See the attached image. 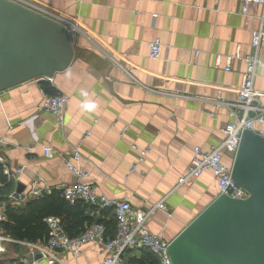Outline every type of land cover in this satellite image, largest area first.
Wrapping results in <instances>:
<instances>
[{"label":"crops","instance_id":"1","mask_svg":"<svg viewBox=\"0 0 264 264\" xmlns=\"http://www.w3.org/2000/svg\"><path fill=\"white\" fill-rule=\"evenodd\" d=\"M15 1L66 18L78 32L72 34V61L52 76V85L33 79L0 92V165L12 181L10 187L0 184L3 208H21L73 183L62 156L77 149L78 165L88 174L85 181L97 193L134 208L163 204L146 226L170 241L217 196L210 172L190 186L177 187V182L194 147L207 151L215 146L233 119L231 111L240 115L223 103L235 100L243 58L254 53L250 32L261 24V7L249 4L242 14L241 0ZM155 38L161 47L158 59L152 60L148 43ZM256 54L253 87L264 107V49ZM226 56H236L228 71ZM40 89L67 95L61 123L38 109ZM85 103L95 108L86 110ZM254 131L264 134V124H256ZM45 145L60 155L45 158ZM225 159L229 161V154ZM17 184L23 186L19 198L14 197ZM103 214L89 212L94 220L114 219L115 226L105 233L109 238L116 218L112 210ZM19 242L30 241L5 242L0 264H21L26 249ZM81 251L77 257L62 252L60 259L66 264H102L99 245L88 243ZM145 252L130 251L128 257L151 264ZM35 264L47 263L37 257Z\"/></svg>","mask_w":264,"mask_h":264},{"label":"built area","instance_id":"2","mask_svg":"<svg viewBox=\"0 0 264 264\" xmlns=\"http://www.w3.org/2000/svg\"><path fill=\"white\" fill-rule=\"evenodd\" d=\"M218 1L214 0V2ZM241 2L242 14H246L249 4H256L261 7V24L250 32V46L254 53L243 58L245 69L241 84L236 90V98L233 102L223 103L229 108L240 110V115H237L233 110L231 111L229 115L233 119L226 122L223 130L224 138L215 146L207 151L198 146L194 147L187 170L184 175L178 178L177 182V187L190 186L204 172H210L215 182L217 195H225L239 200L246 199L248 193L231 178L230 162L237 150L241 132L254 130L256 124H264V107L258 104L257 98L260 94L253 87L256 77L255 70L259 62L256 52L264 49V0H241ZM49 17L61 22L70 34L78 32L77 26L70 20L55 15ZM160 47L159 38L149 41L148 57L152 60L158 59ZM234 57L236 56H226V71L229 70L230 62ZM218 65L219 58L216 60V66ZM261 65L264 66V61L261 62ZM35 80L46 81L51 85L53 82L52 77L46 76L35 78ZM40 92L42 100L38 109L56 117L61 123L68 102L67 95L63 93L48 94L43 89H40ZM41 150L45 158L60 155L50 146H42ZM145 152H147V148L142 150V154ZM226 154H229V161L225 159ZM62 159L65 167L74 176L75 181L60 189L61 196L70 204L77 201L83 202L89 208L91 216H95L103 209L111 208L116 218L115 233L108 238L105 234V226L101 223H93L85 227L83 232L77 236H69L57 217L48 216L44 219L48 229L44 241L37 243L19 242L26 249L25 256L20 261L21 264H35L37 257L45 260L47 264H66L60 259V253L69 252L72 257H77L82 252V246L88 243H95L100 246L104 255L102 264H136L128 257L130 251H146L153 256L156 264H172L168 254L169 241L160 234L151 232L146 226L154 210L164 208L163 204H157L155 207L146 209L134 208L128 201L116 200L99 194L91 184L85 181L88 174L78 165L80 154L77 149L62 156ZM0 164H3L1 158ZM18 172H21V169ZM34 195L37 196L38 193L34 192ZM4 220V208L0 203V227ZM7 241H12V238L4 234L0 228V258L4 252V243Z\"/></svg>","mask_w":264,"mask_h":264},{"label":"water","instance_id":"3","mask_svg":"<svg viewBox=\"0 0 264 264\" xmlns=\"http://www.w3.org/2000/svg\"><path fill=\"white\" fill-rule=\"evenodd\" d=\"M73 46L61 22L0 0V92L65 70ZM230 167L248 197L217 195L169 241L172 264H264V135L243 130ZM22 191L17 184L14 197Z\"/></svg>","mask_w":264,"mask_h":264},{"label":"trees","instance_id":"4","mask_svg":"<svg viewBox=\"0 0 264 264\" xmlns=\"http://www.w3.org/2000/svg\"><path fill=\"white\" fill-rule=\"evenodd\" d=\"M45 92L55 94L52 91ZM0 184L5 187L12 185V181L8 180L1 165ZM2 200L0 198V201ZM111 210V208H106L100 213L101 215L102 213L107 214ZM85 211H87V215L84 213ZM4 216L5 220L1 223V231L12 238L30 242L46 239L48 229L44 219L48 216L59 218L61 225L69 236H77L83 232L85 229L84 223L87 226L93 223H101L105 226L106 230L115 226L114 219L111 216L107 222L100 218L94 220L89 215V208L83 202L77 201L70 204L61 196L60 190H52L49 194H43L30 199L21 208H15L10 204H6L4 206ZM145 253V256L148 257V262L156 264L153 258L147 252ZM131 261L136 264H142V262L136 260Z\"/></svg>","mask_w":264,"mask_h":264},{"label":"clouds","instance_id":"5","mask_svg":"<svg viewBox=\"0 0 264 264\" xmlns=\"http://www.w3.org/2000/svg\"><path fill=\"white\" fill-rule=\"evenodd\" d=\"M81 95L82 96H87V93L86 92H82ZM83 108L86 109V110H91V109L95 108V104L94 103H85V104H83Z\"/></svg>","mask_w":264,"mask_h":264}]
</instances>
